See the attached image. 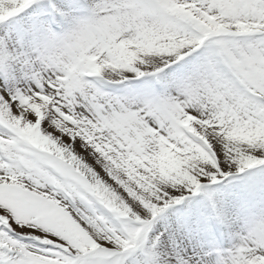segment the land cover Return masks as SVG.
<instances>
[{
    "label": "snow or ice",
    "instance_id": "1",
    "mask_svg": "<svg viewBox=\"0 0 264 264\" xmlns=\"http://www.w3.org/2000/svg\"><path fill=\"white\" fill-rule=\"evenodd\" d=\"M0 264H264V0H0Z\"/></svg>",
    "mask_w": 264,
    "mask_h": 264
}]
</instances>
